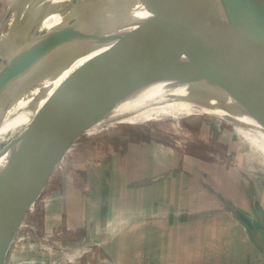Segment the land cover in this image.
Returning a JSON list of instances; mask_svg holds the SVG:
<instances>
[{"label": "rangeland", "instance_id": "374dc122", "mask_svg": "<svg viewBox=\"0 0 264 264\" xmlns=\"http://www.w3.org/2000/svg\"><path fill=\"white\" fill-rule=\"evenodd\" d=\"M4 2L0 0V23L8 8ZM67 2L53 5L51 11L56 14L48 16L47 23L63 28L57 12H69ZM132 6L133 0H91L82 8L81 20L89 31L84 26L78 33L102 36L113 29L107 18L117 15L131 27ZM11 26L0 39V56L8 49ZM36 115L37 111L5 141L0 138V184ZM153 153L158 157L153 158ZM172 157H179L184 165L196 157L200 164H215L219 169L220 163L225 170L229 157L237 164L252 157L264 178V134L256 136L246 128L205 116L137 127L103 126L83 133L62 155L25 216L5 264H234L215 260L221 249L227 256L237 249L238 243L231 239L236 235L232 225L214 229L210 223L205 229L190 222L193 225L187 228V199L170 197L169 170L161 171V187L156 185L152 192L154 182L147 181L153 176H143V170L155 169L149 167L153 162L157 168L165 167ZM200 186L199 182L193 189L198 199ZM258 191L262 193L260 186ZM193 206L201 208L200 203ZM254 254L251 249L244 256Z\"/></svg>", "mask_w": 264, "mask_h": 264}, {"label": "water", "instance_id": "95a60500", "mask_svg": "<svg viewBox=\"0 0 264 264\" xmlns=\"http://www.w3.org/2000/svg\"><path fill=\"white\" fill-rule=\"evenodd\" d=\"M23 1L8 2L0 34L12 13L23 7ZM89 1L68 0L69 12H57L63 19V28L51 25L52 33L64 36L69 47L83 46L82 52L87 53L119 30H125L130 36L123 42L122 52L108 60L64 64L31 72L15 80L0 96L1 117L19 90L55 80H72L37 110L1 180L0 264L6 263L25 216L44 190L62 155L77 137L89 131L79 132L83 118L94 103L116 89L160 66L203 60L206 65L242 75L264 98V0H240L243 28L219 17L197 15L190 18L177 4L163 11L162 0H133L131 27L113 16L107 18L108 25L113 27L111 31L102 36L80 35L81 27L86 26L85 31H89L88 24L81 22L84 5ZM60 2L62 0H39L33 10L46 20L56 14L51 10ZM43 6L48 11H44ZM181 79L191 77L177 78ZM203 82L194 80L196 85ZM254 121L264 132V110ZM159 179L154 177L147 183ZM253 212L252 217L239 211L234 214L244 229L258 238L264 236V212L257 201L253 202Z\"/></svg>", "mask_w": 264, "mask_h": 264}, {"label": "bare ground", "instance_id": "6f19581e", "mask_svg": "<svg viewBox=\"0 0 264 264\" xmlns=\"http://www.w3.org/2000/svg\"><path fill=\"white\" fill-rule=\"evenodd\" d=\"M38 1L33 0L18 26H11L8 49L0 56V96L15 80L31 72L114 58L122 52L123 42L130 36L125 30H119L84 53L83 46L69 47L64 36L52 33L48 19L42 20L33 10ZM162 1L163 11L177 4L190 18L197 15L219 17L233 26H244L240 0ZM204 62L166 64L116 89L91 106L79 132L103 126L137 127L159 120L179 121L191 116H205L246 128L256 136L264 134L254 121L264 110V98L257 88L240 74L223 71ZM179 76L191 79L177 80ZM195 79L204 82L196 85ZM71 82L55 80L19 90L10 106L1 113V142Z\"/></svg>", "mask_w": 264, "mask_h": 264}, {"label": "crops", "instance_id": "0c3cea01", "mask_svg": "<svg viewBox=\"0 0 264 264\" xmlns=\"http://www.w3.org/2000/svg\"><path fill=\"white\" fill-rule=\"evenodd\" d=\"M9 1L10 0H5L4 3H8ZM32 4L33 0H24L21 3L23 7L17 8L12 13V16H10L8 23L0 34V39L9 26L19 25L18 21L22 20L28 7L30 8ZM244 154L247 155L248 153ZM153 155V158L158 157L154 153ZM194 158L195 159L192 160L191 158L185 160L186 162L184 165V162L181 161L179 157H172L168 160L167 165L162 168H157L156 163L152 161L153 163H151L149 167L155 169L143 170V176H153V178L160 177L162 176L161 171L167 172L169 170L171 186L170 197L175 198V196L179 195V197L184 199V202L187 199V206H185V210H187L188 213L187 219H185L187 221V228L193 225H189L190 222H198V224H202V228L205 229L210 227V225H208L210 223L212 224L211 227L214 229L216 227L223 228L226 225H232L234 227L233 229L236 235L233 238L231 236V239L235 241V244L236 242L238 243L237 249L235 251L233 250V252L231 250L229 256L226 255L227 252L225 253L224 250L222 251L221 249V251L217 253L218 255L215 256L217 262L264 264V236L256 238L252 233L244 229L234 214L235 211H239L252 217L254 213V201L258 202L264 212V178L258 174L259 167L257 163L255 164L256 158L249 157V161L242 163L238 162L237 164L235 159L232 160L231 157H229L230 159L227 158L229 162L227 170L222 169L220 163H218L220 167L218 169L215 164L214 166L204 163L200 164L198 162L199 159L196 157ZM243 158L247 160L246 157ZM243 165L246 166V168L243 169ZM160 182L162 181L156 180L154 182L152 187L155 188L152 189V192L156 191V185L161 187V185H159ZM199 182L201 185V199L195 197L197 194H194L195 190H193L195 187L199 186ZM259 186L262 193L258 191ZM194 202L200 203L201 208L195 206L191 207ZM179 210L182 211L184 208ZM196 213L199 214L196 215ZM196 224L197 223L194 225ZM242 235H244V237ZM212 242L213 241H211V243ZM229 244L232 243L229 242ZM251 249L255 252L254 256H244L245 252Z\"/></svg>", "mask_w": 264, "mask_h": 264}]
</instances>
